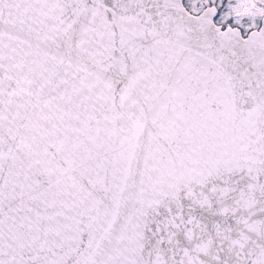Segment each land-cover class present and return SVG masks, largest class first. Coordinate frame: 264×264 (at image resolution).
I'll list each match as a JSON object with an SVG mask.
<instances>
[{
    "label": "snow or ice",
    "instance_id": "1",
    "mask_svg": "<svg viewBox=\"0 0 264 264\" xmlns=\"http://www.w3.org/2000/svg\"><path fill=\"white\" fill-rule=\"evenodd\" d=\"M0 264H264V0H0Z\"/></svg>",
    "mask_w": 264,
    "mask_h": 264
}]
</instances>
